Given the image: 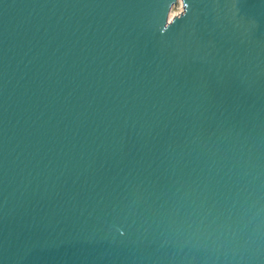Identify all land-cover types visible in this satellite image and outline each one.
<instances>
[{
  "label": "water",
  "instance_id": "95a60500",
  "mask_svg": "<svg viewBox=\"0 0 264 264\" xmlns=\"http://www.w3.org/2000/svg\"><path fill=\"white\" fill-rule=\"evenodd\" d=\"M0 264H264V0H0Z\"/></svg>",
  "mask_w": 264,
  "mask_h": 264
},
{
  "label": "rangeland",
  "instance_id": "374dc122",
  "mask_svg": "<svg viewBox=\"0 0 264 264\" xmlns=\"http://www.w3.org/2000/svg\"><path fill=\"white\" fill-rule=\"evenodd\" d=\"M179 9V4H177V5H175L174 7H173V11H177Z\"/></svg>",
  "mask_w": 264,
  "mask_h": 264
}]
</instances>
